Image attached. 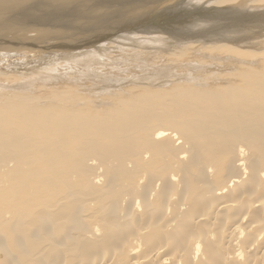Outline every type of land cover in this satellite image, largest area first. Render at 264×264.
Segmentation results:
<instances>
[{"label": "bare ground", "instance_id": "bare-ground-1", "mask_svg": "<svg viewBox=\"0 0 264 264\" xmlns=\"http://www.w3.org/2000/svg\"><path fill=\"white\" fill-rule=\"evenodd\" d=\"M134 1L0 0V264H264V0Z\"/></svg>", "mask_w": 264, "mask_h": 264}, {"label": "rangeland", "instance_id": "rangeland-1", "mask_svg": "<svg viewBox=\"0 0 264 264\" xmlns=\"http://www.w3.org/2000/svg\"><path fill=\"white\" fill-rule=\"evenodd\" d=\"M130 1H131V3H132L133 5H136L134 0H130ZM101 8H102V7H101ZM135 8H137V7H135ZM95 10L98 11V12H101V11H103V8H102V10H99V9H95ZM6 11H7V9H6ZM108 12H109V11H108ZM108 12H107V13H108ZM107 13H106V14H107ZM109 16H111V14H109ZM110 18H112V17L107 18L108 20L106 19V22H104V21L102 22V27L100 26L101 29L98 30L99 33H98V31H96V32H93V34L90 35L91 37L94 35V36H93V37H94V38H93L94 40L91 39L90 36H88L89 38L86 37L85 39H84L83 36H82V37H78L77 34H75V36L69 35V36H71V38L67 36V37H68L69 39H71L72 41L68 40V38H65L66 36H62V37L65 38V39H63V40H68L70 44H71V43L73 44V45H71V46H74V45H77V46H78V45L80 44V41L82 42L83 39H84V40L87 39L89 42H91V41L94 42V41H97L96 39L100 38V36L103 35V34H104V35H108L109 33L111 34V33H113V32H117L118 30H117V31H114V30H113V32H112L111 30L113 29L114 26L116 27V25H117V27H118V24H119L118 21H119V20H123V21H124V18L122 17V18L119 19L118 21H117L118 18H114V16H113V18H112L111 20H110ZM114 19H115V20H114ZM113 21H114V22H113ZM109 22H111V24H113V23H114V24L111 25ZM115 22H116V23H115ZM108 23H109L110 25H109ZM120 23H121V22H120ZM103 25H104L105 27H103ZM100 27H98V29H99ZM117 27H116V28H117ZM105 30H107V31H105ZM108 32H109V33H108ZM100 33H101V34H100ZM31 34H32V36H33V33H31ZM97 34H99L100 36L97 35ZM28 35H29V34H28ZM112 35H114V34H112ZM97 36H99V37H97ZM62 37H60V38H62ZM74 37H75L76 39H75ZM73 38H74L75 40H74ZM81 38H83V39H81ZM77 39H78L79 41H77ZM89 39H90V40H89ZM44 40H47V38H43V39L40 40V41H44ZM49 41L54 42V40H52V39H49ZM56 41H57V40H56ZM56 41H55V42H56ZM58 41H59V40H58ZM73 41H74V42H73ZM83 42H84V41H83ZM64 43H66V41H65ZM20 44H21V43H20ZM20 44H19V45L16 44V46H25V45H23V44H22V45H20ZM38 45H43V44H38ZM38 45H37V46H38ZM30 46H32V45H30ZM34 46H36V44H34ZM54 145L57 147V148L55 147L56 149L54 148L55 150H57L58 148L62 147V144H61V143H59V145L57 144L58 146H57L56 144H54ZM9 147H10V148H9ZM9 147H8V149H9L10 151H14V152H12L13 154L10 153V154H12V156L15 157V154H14V153H16V155H18V153H19V154L21 153V151L19 152V151L16 150L13 146H12V148H11V146H9ZM87 147H88V150H89L90 148L93 149V146L91 147V145H90V146L87 145ZM13 148H14V149H13ZM82 148H85V146H84V147L78 146L77 153H76V154H78V155H77L78 157H79V155H80L82 158H81V157H79V158H78V157L74 158L75 154H72V155H74V156L72 157V155H70L69 158H68V160H69L70 162H65V161H67V157H66L65 155H63V157L65 156L66 158H63V157H62V158H59L60 155H58V157H56V159L58 158L59 160L57 161V160L55 159L57 162H56L55 160H54L53 162H51V163H49V162H44V163L48 164L45 168L49 167V165H50V166H51V165H52V166L55 165V167H54V169H55V168H57V163H58L59 165L61 164V165H60V168L62 167V168H64L65 171H66V170H68V169H66L64 163H68V165H67V164H66V165H67V166H70L69 169L71 168V169L73 170L72 167L74 166V164L77 165V164L79 163V161H80V163H79L80 165H79V166H82V167H83V165H84L85 163L82 164L81 162H82L83 160L85 161V160L87 159V157H88V158H89V157H92V155H93L94 152L97 153V154H95V155H98V152H99V154H102V153L105 154V153L108 152L106 149L101 148V147H100L101 150H99V149H100L99 147H98L99 149H97L96 147H94V148H96L97 150L93 149L94 151H92V152H90L92 149H90V150L88 151V150L85 148L86 151H84ZM4 149H5V148H3L2 150H0V151H1L0 153L2 154V155L0 156V158H1L0 160H1V161L3 160L2 162L0 161V165H1L0 167L2 168V169L0 168L1 171L4 172L3 165H4L5 167H6V165L9 166V167H6V170H5L4 173H7V172H6V171H8L7 169H11V168L14 169V170L16 171L17 174L19 173L18 171H21L22 173H24L25 170H28L27 168H28V166H29V164H28L29 162L27 163L26 161H24V160H23L24 158H23V159L21 158L22 160L19 159V160H20L19 162L17 161V159H16V161H15V159H14V161H15V163H16V164H15L14 161L10 160L12 157H9V158H8V156L10 155V154L8 153V151H7V153H6V151L3 152ZM102 149H103V150H102ZM5 150H7V148H6ZM104 150L107 151V152H105ZM2 152L5 154L4 156H3V153H2ZM86 152H87V153H86ZM89 152H90L92 155H89ZM85 153H86V156H84ZM117 154L119 155V157H118ZM6 155H8V156L6 157ZM61 156H62V155H61ZM120 156H121L120 152L116 153V157H117V158L120 159ZM4 157H5V158H4ZM14 157H13V158H14ZM18 157H20V156L18 155ZM18 157H17V158H18ZM71 157L74 158V159H72ZM2 158H4V159H2ZM15 158H16V157H15ZM70 158H71V159H70ZM77 158H78L79 161H77ZM60 159H61V161H63L62 159H65V160H64V162H61ZM82 159H83V160H82ZM4 160L9 161V163H6L7 161H4ZM71 160H72V161H71ZM59 161H60L61 163H60ZM75 161H77L78 163L75 162ZM84 161H83V162H84ZM3 162H4V163H3ZM10 162H12V165H10V164H11ZM17 162H18V163H17ZM22 162H25L26 165H27V164H28V165L26 166V165L23 164ZM54 162H56V163H54ZM72 162H73V163H72ZM117 162H118V160H117ZM143 162L146 163V164L151 163L149 160H147V161H143ZM13 163H14V164H13ZM20 163H21V164H20ZM39 163H40L41 165H40ZM39 163L37 162V164H39V165H37V164L35 165V166L38 167L37 169L34 168V166H33V167H30V170H31V168H34V169H36V170H38V171H39V168L43 169L45 164H44V163H41V162H39ZM69 163H72L73 165L71 166ZM8 164H9V165H8ZM30 164H31V163H30ZM62 164H63L64 166H63ZM81 164H82V165H81ZM13 165H14V166H13ZM31 165H32V164H31ZM31 165H30V166H31ZM59 165H58V166H59ZM23 166H26L27 168L24 170ZM79 166H74V169H75V167H79ZM5 167H4V168H5ZM16 167H17V168H16ZM18 167H19V168H18ZM84 167H85V169L88 168L87 166H84ZM84 167H83V168H84ZM86 167H87V168H86ZM60 168H59V172H62V173H63L64 171H62ZM67 168H68V167H67ZM52 169H53V168H52ZM52 169L50 170V168H49V171H51V172H48L47 169H46V174H47V175H48V173H51V174H52ZM54 169H53V170H54ZM76 169H77V168H76ZM76 169H75V170H76ZM79 169H81V168L79 167ZM79 169H77V171H79ZM90 169H91V168H90ZM90 169H89V170H90ZM17 170H18V171H17ZM60 170H61V171H60ZM9 171H11V174H10V172H9V175H7V176L4 175V176H6L7 178L9 177L8 180H10V179H11V180H15L16 177H17V176L15 175L16 173L13 172L12 170H9ZM28 171H29V170H28ZM28 171H27V172H28ZM40 171H42V170H40ZM56 171H57V170H56ZM70 171H71V170H70ZM81 171H82V173H83L84 169H82ZM12 172H13V173H12ZM31 172H33V170H31ZM34 172H36V171H34ZM42 172H43V171H42ZM47 172H48V173H47ZM59 172L56 173V174H57V175L59 174V175H60L59 177H61L62 179H64V174H65V172L63 173V175H62V173L60 174ZM68 172H69V171H67L66 174L71 173V172H69V173H68ZM72 172H73V171H72ZM79 172H80V171H79ZM90 172H93L92 169H91L90 171L85 170L84 174L87 175V176H89V175H90ZM0 173H2V172H0ZM29 173H30V172H28V174H29ZM87 173H89V175H88ZM54 174H55V172H54ZM91 174H92V173H91ZM2 175H3V173H2ZM2 175H0V176H2ZM26 175H27V174H26ZM61 175H62V176H61ZM4 176L1 177L2 180H0V193H1V190L3 191V192H2L3 194L1 195V196H2V200H1V202H0V208H1L2 205L4 204V207L6 206L7 211L14 210V209H12V204H13L14 202L17 203V204L15 203V205H14L15 207H16L18 204L20 205V206L18 205L20 208H21L22 206H25V205H24L25 203H22L20 200L23 199V201L26 202L27 199H30V198H28V197H29L28 193L31 192L29 189H30V188L33 189V187H32V186L29 187V184H28L29 181H26V184H28V185H26V188L22 189V190H26V192H25V191H24V192L26 193V195H27L28 197L22 194V193H24V192H22V193L19 192V194H21V196H20L19 194H18L17 196H15V194H17V193H15V191H14V192H10L11 194H13V195H12V199L10 198V199H11V200H10L9 198H8V199L6 198L9 202H12L11 204L8 203V204L11 205V206H9V205L7 204V202H6V200H5V197H6V196H9V197H10L11 194H8V193H7L8 191H6V190H4V189H8V190H9V189L11 188V190H13V189L16 190V183L11 181V182L13 183V184H12V183H11L10 181H8V180H7V181L10 182V183H7L5 180H3V178L6 179ZM36 176H37V175H35V176L33 175V178L36 177ZM11 177H13V178H11ZM17 178H18V177H17ZM23 178H24V177H23ZM27 178L30 180L32 177L27 176V177H25L24 179L26 180ZM33 178H32V179H33ZM37 178H39V177L37 176ZM19 179H22V178H19ZM28 179H27V180H28ZM40 179H41V177H40ZM34 180H36V179L34 178ZM41 180H42V179H41ZM1 181H5V182L7 183V185H5V183H2ZM62 181H63V180H62ZM37 183L40 184V181L37 182ZM41 183H42V181H41ZM69 184H70V186L72 187V185H71L72 182L69 183ZM9 187H10V188H9ZM68 187H69V185H68ZM68 187H67V185L64 186V184H63L62 189H66V188H68ZM71 187H70V189H71ZM34 188H35V187H34ZM42 188H43V187L39 188V189H40L39 192L41 191V192H42V195H44L43 197H45V198L42 197V198L44 199V200H43L44 202L41 201L42 199H38V202H39V205H41V203H42L43 205H46L48 202L46 203L45 201H49V198L47 199L46 196L49 195L50 193H49L48 188H47V189H45V188L42 189ZM72 188H73V189H71V190H74V189L76 188V186H73ZM27 189L29 190V192H28ZM36 189L38 190V188H36ZM36 189H33V191H35ZM37 190H36L35 192H36V193H39ZM33 191H32L31 193H33ZM47 191H48V192H47ZM27 192H28V193H27ZM41 192H40V194H41ZM5 193H7V194H6V196L4 197ZM48 193H49V194H48ZM113 194H115V193H113ZM45 195H46V196H45ZM1 196H0V197H1ZM13 196H14V197H13ZM49 196H50V195H49ZM21 197H22V198H21ZM116 197H117V196H116ZM24 198H25V199L27 198L26 201H25ZM69 198H71V197H69ZM69 198H68V201H67V202H70V201H71V200L69 201ZM18 199H19V200H18ZM71 199H72V198H71ZM14 200H15V201H14ZM16 200H17V201H16ZM30 200H31V199H30ZM30 200H29V201H30ZM29 201H27V203H26L27 205H28ZM72 201H73V200H72ZM1 203H2V204H1ZM21 203L23 204L22 206H21ZM30 203H32V202L30 201ZM30 203H29V205L31 206ZM33 203H34V202H33ZM32 205H33V207L35 206L34 204H32ZM43 205H41V206H43ZM62 205H63V204H62ZM62 205L60 204V205L57 206L58 208L60 207L59 209H56V210H58V212H59V211H60V212L62 211V210H60V209L63 207ZM69 205H70V204H69ZM14 206H13V207H14ZM18 206H17V207H18ZM61 206H62V207H61ZM15 207H14V208H15ZM28 207H29V206H28ZM31 207H32V206H31ZM33 207H32V209L36 210V208H35V207L33 208ZM37 207H38V206H37ZM10 208H11V209H10ZM26 208H27V206H26ZM26 208H24L23 210H25ZM55 208H56V207H55ZM70 208H71V206H70ZM6 209L4 208L5 212H6ZM15 209H16V208H15ZM30 209H31V208H28V210H30ZM32 209H31V210H32ZM62 209H63V208H62ZM1 210H3V209L1 208L0 211H1ZM26 210H27V209H26ZM82 212H83V211H82ZM83 213H84V212H83ZM83 215H84V214H83ZM83 217H84V216H82V223H83L84 220L86 219V218L84 219ZM84 224L86 225L85 222H84ZM84 224H83V226H84ZM54 229H55V228H54ZM52 230H53V229H52ZM58 230H59V229H58ZM58 230H57L56 232L53 230V232H54V233H58ZM52 235H53V233H52ZM54 235L56 236V234H54ZM56 237H57V236H56ZM76 252H77V248H74V254H75V255H73V256H76ZM100 256H101V257H104L105 255H104V254H103V255L99 254V255L97 256V258H101ZM79 257H80V256H79ZM79 257H77V259H78ZM47 258H48V257H47ZM47 258H44V259L41 258V262H42L41 264H44L45 262H47V260H48ZM81 258H83V257H81ZM42 260H43V261H42ZM75 260H76V259H75ZM23 263H24V262H23ZM68 263H69V262H68ZM64 264H66V263H64Z\"/></svg>", "mask_w": 264, "mask_h": 264}, {"label": "water", "instance_id": "water-1", "mask_svg": "<svg viewBox=\"0 0 264 264\" xmlns=\"http://www.w3.org/2000/svg\"><path fill=\"white\" fill-rule=\"evenodd\" d=\"M156 11L162 12V11H165V10H163V8H159V9L156 10ZM162 14H164V13H160L159 16H162Z\"/></svg>", "mask_w": 264, "mask_h": 264}]
</instances>
